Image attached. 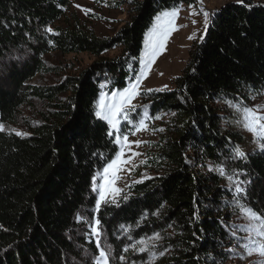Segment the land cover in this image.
<instances>
[{"label": "trees", "instance_id": "1", "mask_svg": "<svg viewBox=\"0 0 264 264\" xmlns=\"http://www.w3.org/2000/svg\"><path fill=\"white\" fill-rule=\"evenodd\" d=\"M71 2L0 0V126L27 131L0 129V264H94L89 224L97 218L110 261L146 262L150 253L131 245L158 233L152 249L164 254L154 264H226L232 254L225 248L237 240L225 211L239 200L264 216V152L236 155L242 141L228 129L226 109L229 101L245 105L264 96V3H229L214 14L174 88L148 102L149 113L169 115L151 161L161 171L95 210L93 178L118 151L108 125L95 116L100 85L123 89L129 70L137 74L157 15L195 0L136 1L129 21L109 39L57 25ZM116 47L119 57H102ZM51 54L97 61L53 86L35 85L52 71ZM31 101L46 107L35 125L21 115ZM190 149L203 172L188 163ZM221 170L245 191L232 194Z\"/></svg>", "mask_w": 264, "mask_h": 264}, {"label": "rangeland", "instance_id": "2", "mask_svg": "<svg viewBox=\"0 0 264 264\" xmlns=\"http://www.w3.org/2000/svg\"><path fill=\"white\" fill-rule=\"evenodd\" d=\"M136 1L141 0H72L70 10L66 13L64 19H62L57 25L85 30L92 32L100 39H109L129 21L132 15V5ZM251 1L264 3V0ZM229 3L239 2L238 0H195L193 5H181L174 8L178 10V14L174 20L173 30L165 42L164 49L155 59L151 69L148 70L147 77L142 79L139 86L140 95L131 101V104L135 106L129 113L133 123L121 120L120 124L121 131L128 134V140L130 142L139 141L141 143H131L130 147H125L124 159L127 160V163L121 164L120 170L114 173L115 181L112 185V187L120 189L121 192L113 194L110 189L106 191L105 199L107 202L101 201V206L114 204L113 200L115 199V201H117L123 197L128 188L133 184L152 178L161 171V169L158 168V165L156 163L152 164L151 161L156 158V152L158 149L157 144L164 135V127L169 119V115L166 113H149L148 102L153 93L166 92L174 88V81L181 75L188 62L192 45L202 41V37H204V13H209L210 23L214 14H216L224 5ZM144 48L145 36L143 39V48L139 57V69L135 77L142 70L140 59ZM121 52V48L116 47L105 53L102 57L106 59H114L119 57ZM95 61H97V58L87 54H71L65 56H59L56 54L48 55L46 62L52 71L49 74L37 76L33 80V83L43 87L53 86L58 84L65 77L77 76L82 70L88 68ZM129 72L130 75L124 88H127L130 82L135 78L132 71L129 70ZM149 89H152L153 91H148ZM157 89H163V91H156ZM101 91L110 94L117 90L109 91L107 87H105L101 89ZM245 105L248 107L259 106L261 112L264 113V96L252 97ZM226 109L228 111V129L237 133L242 141L240 150L245 154H252L261 151L259 143L256 142L253 134L238 122L239 117L236 110L229 105H227ZM45 111L46 107L43 104H40L37 101H31L28 106L21 109V115L27 123L35 125L39 121L40 114ZM156 117H159V119H156ZM140 119L146 121V130L135 131V134H132L134 131L133 124ZM104 122L107 124L106 121ZM0 129L20 136H24L27 133L26 128L21 124L1 125ZM116 146L118 149L117 152H119L120 146L117 144ZM196 156L195 152L190 149L187 153V161L189 164H192L196 172H203L202 165L198 163ZM103 169L95 176V180H93L92 184V192L96 197L95 210H97V201L100 199L101 185L105 183L104 179H102ZM206 170H211V167L209 166ZM220 176L223 179L224 186L228 188V190H231L232 194L237 195L235 193V186L238 181L235 180V177L232 178V181H229L227 179V177H229L228 174L224 173V175ZM225 213L229 218V224L234 229L233 233L235 232L237 240L233 245H228L225 248L232 254L231 259L226 264H264V257H261L258 253H253L249 256L244 249L243 244L247 242L246 237L248 236V233L243 230L237 231L238 228L249 224L248 219L241 214V211L236 204H232ZM94 222L95 220L91 221L89 226L93 225ZM89 229L91 231L90 227ZM91 236L95 243V237L92 234ZM103 238L104 236L102 234L101 239L104 242ZM155 242L156 241L153 239L147 240L148 247L156 254L157 258L153 260L150 254L149 259L141 264H154L155 261L161 258L159 252L152 249ZM110 264L134 263L126 258L123 261L119 258L118 261H110Z\"/></svg>", "mask_w": 264, "mask_h": 264}, {"label": "snow or ice", "instance_id": "3", "mask_svg": "<svg viewBox=\"0 0 264 264\" xmlns=\"http://www.w3.org/2000/svg\"><path fill=\"white\" fill-rule=\"evenodd\" d=\"M239 3L243 4L244 0H238ZM178 14L177 9L165 10L157 15L155 18L152 28L145 34V48L140 59L142 65L141 72L130 82L127 88L123 90H117L110 94H106L101 91L98 101L96 102V111L95 116L103 121H106L109 126V136L114 137V142L120 146V151L116 153L114 158H112L103 169V177L105 183L101 185L100 190V199L97 201V210L101 206V201H106L105 192L109 189L111 193L117 194L121 190L115 187H112L115 181L114 173L120 170V165L127 163V160L124 159V149L126 146L131 145V143L139 144L141 142H130L128 140V134L121 131L120 124L121 120L127 121L128 123H133L129 113L135 107L131 104V101L137 98L140 95L139 86L142 79L146 78L148 75V70L151 69L152 64L155 62V59L164 49L165 42L169 38L171 31L173 30L174 20ZM205 17V33H207V26L209 23V13H204ZM48 32H52L51 28L47 29ZM106 84H101V89L105 88ZM148 91H153L149 89ZM156 91H163V89H157ZM230 107H233L239 117V123L251 132L254 136V139L259 143L260 150L264 152V113L261 112L259 106L248 107L242 104H233L231 101L228 102ZM159 119V117H156ZM146 121L140 119L133 124L134 131L132 134H135V131L146 130ZM236 155L239 157H244L245 153L237 147L235 149ZM221 175H224L223 170H221ZM95 180V177L93 178ZM229 181H232V177H227ZM242 183V182H240ZM240 183H236L235 193L237 196L243 193L245 190L240 186ZM127 199V196L124 197ZM115 203V199L113 200ZM118 206V205H117ZM236 206L240 209L241 214L248 219L249 224L238 228L237 231L243 230L248 233L246 237L247 242L243 244L244 249L247 251V254L251 256L253 253H258L261 257H264V216H261L251 207L239 203L237 200ZM100 220L97 218L93 225H90L91 234L95 237V247L97 250V255L94 258V264H110L111 257V246H105L104 242L101 239L102 231L100 229ZM235 236V232L233 233ZM153 240L160 239L159 234H155L152 237ZM137 245H131L134 250H138L140 253H150L152 259L155 260L156 254L151 251L148 247L146 240L141 239L137 242ZM124 251H128V247L124 248ZM163 252H160L159 255H163ZM125 257L121 256L120 260H124Z\"/></svg>", "mask_w": 264, "mask_h": 264}]
</instances>
